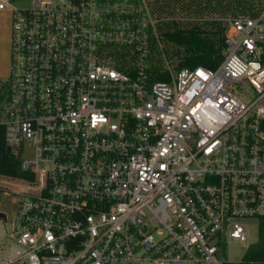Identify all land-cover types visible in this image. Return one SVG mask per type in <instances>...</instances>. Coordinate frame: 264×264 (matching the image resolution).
<instances>
[{"label":"built area","instance_id":"1","mask_svg":"<svg viewBox=\"0 0 264 264\" xmlns=\"http://www.w3.org/2000/svg\"><path fill=\"white\" fill-rule=\"evenodd\" d=\"M0 9V131L22 172L0 174L16 204L12 221L0 210V264H224V242L249 245L241 220L264 216V5L221 19L216 69L167 50L162 0Z\"/></svg>","mask_w":264,"mask_h":264},{"label":"trees","instance_id":"2","mask_svg":"<svg viewBox=\"0 0 264 264\" xmlns=\"http://www.w3.org/2000/svg\"><path fill=\"white\" fill-rule=\"evenodd\" d=\"M211 1V0H210ZM219 1V0H218ZM234 6L242 12L251 7L249 0H228L224 6L235 3ZM163 4V3H162ZM169 1L162 9L168 7ZM208 5V4H207ZM264 5V4H263ZM261 6V8L263 7ZM168 24V23H167ZM225 26L220 21L212 28L199 24L175 27L167 30L164 37L172 52L183 57V66L196 67L199 65L216 69L222 60V49L225 44ZM165 76H163L164 78ZM166 79V77H165ZM0 174L10 176H21L19 158L12 155L4 143L0 131ZM259 240L251 244L240 261H224V264H264V216L260 217Z\"/></svg>","mask_w":264,"mask_h":264},{"label":"rangeland","instance_id":"3","mask_svg":"<svg viewBox=\"0 0 264 264\" xmlns=\"http://www.w3.org/2000/svg\"><path fill=\"white\" fill-rule=\"evenodd\" d=\"M169 1L168 7L162 10V12L169 13L176 20H171L168 24L161 26L162 35L167 30H173L175 27H186L195 24H199L204 27L212 28L214 24L219 23L221 19L238 14H254L261 9L264 4V0H249L248 3L251 7L247 8L245 12L239 9V6L235 8V3L229 6L228 0H162V6ZM236 1V0H235ZM12 4L21 8H29L33 4V0H12ZM208 4V5H207ZM163 8V7H162ZM167 50L173 49L168 47V43L163 36ZM3 76L2 78H6ZM0 210H5L12 221L15 216L16 204L11 197L5 196L0 193ZM260 217L245 218L241 222L245 225L249 234V245L241 243L239 241L224 242L218 253L219 259L222 261H240L246 253L248 247L259 240V225ZM11 221L6 223V226L11 227Z\"/></svg>","mask_w":264,"mask_h":264},{"label":"crops","instance_id":"4","mask_svg":"<svg viewBox=\"0 0 264 264\" xmlns=\"http://www.w3.org/2000/svg\"><path fill=\"white\" fill-rule=\"evenodd\" d=\"M12 33L13 12L0 9V78L11 74Z\"/></svg>","mask_w":264,"mask_h":264},{"label":"water","instance_id":"5","mask_svg":"<svg viewBox=\"0 0 264 264\" xmlns=\"http://www.w3.org/2000/svg\"><path fill=\"white\" fill-rule=\"evenodd\" d=\"M0 217H3V218H5V217H6V215H5L3 212H0Z\"/></svg>","mask_w":264,"mask_h":264}]
</instances>
